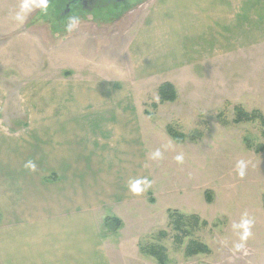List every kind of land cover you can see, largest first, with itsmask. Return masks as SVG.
<instances>
[{
	"label": "rangeland",
	"instance_id": "rangeland-1",
	"mask_svg": "<svg viewBox=\"0 0 264 264\" xmlns=\"http://www.w3.org/2000/svg\"><path fill=\"white\" fill-rule=\"evenodd\" d=\"M164 1L126 0L81 11L70 28L60 18L62 0H49L47 14L36 9L23 24L14 20L19 0H0L1 130L11 135L13 127L34 123L36 81L45 87L52 77H68L73 66L98 71L115 59L113 66L126 72L129 45ZM235 7L234 18L220 19L218 30L204 26L198 44L181 37L183 59L172 57L176 65L169 71L139 85L152 118L146 139L158 185L137 217L130 215L117 251L111 248L114 264H161L143 251L146 246L163 247L164 264H264V0ZM144 35L140 46L153 45V35ZM166 82L177 96L160 102L159 88ZM37 101L47 106L50 96ZM240 108L254 118L234 122ZM168 127L188 138L178 142ZM197 133L202 136L190 140ZM157 150L161 156L153 158ZM245 212L254 221L252 235L237 250L232 224ZM181 214L197 215L201 222L193 227L184 219L190 222L186 234L175 226ZM106 228L111 232L109 224ZM193 240L209 252L189 255Z\"/></svg>",
	"mask_w": 264,
	"mask_h": 264
},
{
	"label": "crops",
	"instance_id": "crops-1",
	"mask_svg": "<svg viewBox=\"0 0 264 264\" xmlns=\"http://www.w3.org/2000/svg\"><path fill=\"white\" fill-rule=\"evenodd\" d=\"M176 1L150 11L129 45L126 72L115 59L98 71L73 66L45 87L36 81L34 123L11 135L0 128V264H114L111 248L158 185L139 85L169 71L172 57L183 59L181 37L198 44L204 26L218 30L246 0ZM145 32L153 45L140 46ZM49 96V105H39ZM137 178L151 182L138 196L128 188ZM107 218L121 227L108 232Z\"/></svg>",
	"mask_w": 264,
	"mask_h": 264
},
{
	"label": "trees",
	"instance_id": "trees-1",
	"mask_svg": "<svg viewBox=\"0 0 264 264\" xmlns=\"http://www.w3.org/2000/svg\"><path fill=\"white\" fill-rule=\"evenodd\" d=\"M159 94H160V98H161L160 102L173 101L176 99V96H177L175 89H174V86L169 82L163 83L160 86ZM253 118H254V116L251 113H247V112L243 111L242 108H240L239 112L237 114V117L234 119V122L251 121ZM168 131H169L170 135L172 137H174L178 142H183L185 139L188 138L187 135L173 132L170 128L168 129ZM201 136H202L201 133L200 134H198V133L194 134V135L190 136V140H193V141L197 140ZM261 149H262V147H260L258 149V151H261ZM209 201H210V199H209ZM263 201H264V196H263ZM175 213H177V212H174L170 217L173 218ZM180 217L182 220L178 221L176 219L175 220V222H176L175 226L178 230H184V232H187L186 234L189 233L190 229L186 230L185 225L189 224L190 222L189 221L186 222L184 219H188L191 222L193 221V224H194L193 227H195V225H197L201 222L199 216H197V215L185 216V215L181 214ZM106 222H113V228H110L111 231H117L122 225V221L119 218H107ZM202 224L205 225L206 222L202 221ZM161 234H164V232ZM187 250H188L187 252L189 255L201 253V252H209L208 247L204 243L194 241V240L191 241V244ZM143 251L146 254H149L151 256L156 257L161 264L165 263V261H164L165 257L163 254V251H164L163 247H154V246L148 247V246H146L145 248H143Z\"/></svg>",
	"mask_w": 264,
	"mask_h": 264
},
{
	"label": "clouds",
	"instance_id": "clouds-1",
	"mask_svg": "<svg viewBox=\"0 0 264 264\" xmlns=\"http://www.w3.org/2000/svg\"><path fill=\"white\" fill-rule=\"evenodd\" d=\"M39 9L42 14H47L49 9V0H19V9L15 13L14 20L23 24L27 16L34 10ZM71 28V25H70ZM161 153L157 150L153 153V158H159ZM178 163L183 162V156L178 155L176 157ZM34 167V166H33ZM246 165L243 161L239 162L238 168L240 169L239 174L244 175V169ZM151 187V182L147 178H137L129 181L128 188L133 195H141ZM253 219L248 216L245 212L242 214L239 222L232 224L233 232L238 236L239 243L235 245L236 249L239 250L243 247V244L252 235L251 228L253 226Z\"/></svg>",
	"mask_w": 264,
	"mask_h": 264
},
{
	"label": "flooded vegetation",
	"instance_id": "flooded-vegetation-1",
	"mask_svg": "<svg viewBox=\"0 0 264 264\" xmlns=\"http://www.w3.org/2000/svg\"><path fill=\"white\" fill-rule=\"evenodd\" d=\"M64 6L60 11V18L64 19L67 26L79 21V13L87 11L93 13L107 6H117L125 3L126 0H62Z\"/></svg>",
	"mask_w": 264,
	"mask_h": 264
}]
</instances>
